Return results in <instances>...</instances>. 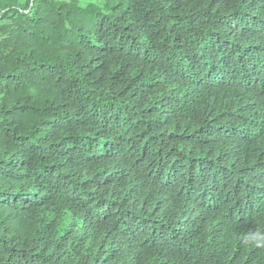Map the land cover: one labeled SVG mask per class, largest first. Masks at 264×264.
<instances>
[{
    "label": "trees",
    "instance_id": "obj_1",
    "mask_svg": "<svg viewBox=\"0 0 264 264\" xmlns=\"http://www.w3.org/2000/svg\"><path fill=\"white\" fill-rule=\"evenodd\" d=\"M0 264H264V0H0Z\"/></svg>",
    "mask_w": 264,
    "mask_h": 264
}]
</instances>
